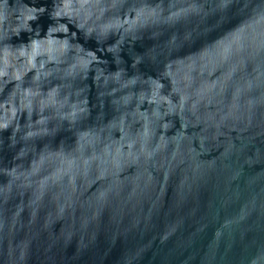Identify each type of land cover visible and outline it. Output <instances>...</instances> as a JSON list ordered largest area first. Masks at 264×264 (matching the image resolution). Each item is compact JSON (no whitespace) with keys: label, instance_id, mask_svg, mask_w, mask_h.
<instances>
[{"label":"water","instance_id":"water-1","mask_svg":"<svg viewBox=\"0 0 264 264\" xmlns=\"http://www.w3.org/2000/svg\"><path fill=\"white\" fill-rule=\"evenodd\" d=\"M0 264H264V0H0Z\"/></svg>","mask_w":264,"mask_h":264}]
</instances>
